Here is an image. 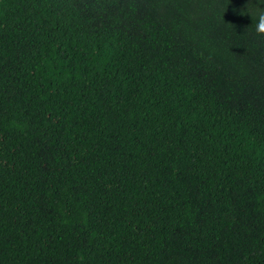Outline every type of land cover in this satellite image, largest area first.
<instances>
[{
  "label": "trees",
  "instance_id": "trees-1",
  "mask_svg": "<svg viewBox=\"0 0 264 264\" xmlns=\"http://www.w3.org/2000/svg\"><path fill=\"white\" fill-rule=\"evenodd\" d=\"M264 0H0V264H264Z\"/></svg>",
  "mask_w": 264,
  "mask_h": 264
},
{
  "label": "clouds",
  "instance_id": "clouds-1",
  "mask_svg": "<svg viewBox=\"0 0 264 264\" xmlns=\"http://www.w3.org/2000/svg\"><path fill=\"white\" fill-rule=\"evenodd\" d=\"M252 17V27L257 35H264V7H257L253 10H246Z\"/></svg>",
  "mask_w": 264,
  "mask_h": 264
}]
</instances>
